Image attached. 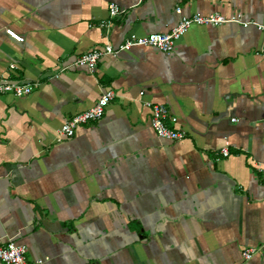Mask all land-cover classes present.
Returning a JSON list of instances; mask_svg holds the SVG:
<instances>
[{
  "label": "crops",
  "instance_id": "0c3cea01",
  "mask_svg": "<svg viewBox=\"0 0 264 264\" xmlns=\"http://www.w3.org/2000/svg\"><path fill=\"white\" fill-rule=\"evenodd\" d=\"M111 3L125 13L110 18ZM176 7L263 28L193 26L171 53L133 47L93 72L72 66L170 31ZM0 75L39 84L0 96V240L29 262L264 264V0H0ZM105 89L103 118L57 142ZM145 101L168 107L185 138L160 141Z\"/></svg>",
  "mask_w": 264,
  "mask_h": 264
},
{
  "label": "built area",
  "instance_id": "2783aa9c",
  "mask_svg": "<svg viewBox=\"0 0 264 264\" xmlns=\"http://www.w3.org/2000/svg\"><path fill=\"white\" fill-rule=\"evenodd\" d=\"M124 13L125 11L119 9L117 5L113 3L109 5L110 18H115ZM175 13L179 19L170 31L166 33H151L145 36H136L132 34L117 47L105 45L82 54L75 60L72 66L86 68L89 72H93L96 69L97 64L104 57H116L119 53L128 51L133 47L154 48L164 53H171L174 50L175 43L193 26L219 27L226 24H238L243 27L254 25L263 28L256 23H245L237 18L227 19L217 13L209 15L196 13L190 16H185L183 15L181 7H176ZM98 27L108 31L110 22H100ZM5 34L16 42H24V39L10 28L5 30ZM10 69H15V66L11 65ZM38 86V83L13 82L0 75V96L12 95L15 98H23L29 96ZM139 95L140 97L144 96V92H141ZM114 99V92L111 89H105L93 107L69 119L57 130V142L69 140L75 135L78 128L100 121L103 118L106 109ZM144 106L150 112L151 127L160 141L173 143L182 141L185 138L184 132L168 126L169 123L171 125L177 123V118L172 115L168 107L161 104H154L150 101H145ZM220 155L222 157H228V149H221ZM26 252L27 248L22 244L13 240H0L1 264H43L42 260L29 262L25 256ZM256 252L257 251L253 248L245 249L242 256L245 260H250Z\"/></svg>",
  "mask_w": 264,
  "mask_h": 264
}]
</instances>
